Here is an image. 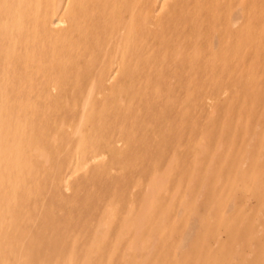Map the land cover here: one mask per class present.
I'll use <instances>...</instances> for the list:
<instances>
[{
	"label": "bare ground",
	"instance_id": "bare-ground-1",
	"mask_svg": "<svg viewBox=\"0 0 264 264\" xmlns=\"http://www.w3.org/2000/svg\"><path fill=\"white\" fill-rule=\"evenodd\" d=\"M0 264H264V0H0Z\"/></svg>",
	"mask_w": 264,
	"mask_h": 264
},
{
	"label": "rangeland",
	"instance_id": "rangeland-1",
	"mask_svg": "<svg viewBox=\"0 0 264 264\" xmlns=\"http://www.w3.org/2000/svg\"><path fill=\"white\" fill-rule=\"evenodd\" d=\"M68 189H66V191H67ZM67 192H69V191H67Z\"/></svg>",
	"mask_w": 264,
	"mask_h": 264
}]
</instances>
